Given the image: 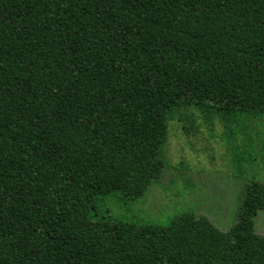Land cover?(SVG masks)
I'll use <instances>...</instances> for the list:
<instances>
[{
    "label": "trees",
    "instance_id": "trees-1",
    "mask_svg": "<svg viewBox=\"0 0 264 264\" xmlns=\"http://www.w3.org/2000/svg\"><path fill=\"white\" fill-rule=\"evenodd\" d=\"M184 107L264 116V0H0V264H264L260 181L228 231L99 215Z\"/></svg>",
    "mask_w": 264,
    "mask_h": 264
},
{
    "label": "rangeland",
    "instance_id": "rangeland-1",
    "mask_svg": "<svg viewBox=\"0 0 264 264\" xmlns=\"http://www.w3.org/2000/svg\"><path fill=\"white\" fill-rule=\"evenodd\" d=\"M165 168L135 200L114 192L100 201V216L137 224L168 225L184 212L208 217L223 231L238 219L245 186L264 184V116H238L196 107L176 109L168 120ZM264 236V210L256 217Z\"/></svg>",
    "mask_w": 264,
    "mask_h": 264
}]
</instances>
